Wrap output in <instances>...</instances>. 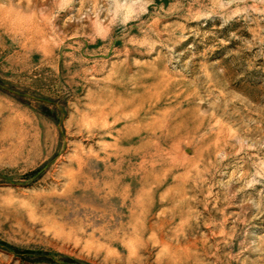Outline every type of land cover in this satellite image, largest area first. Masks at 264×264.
<instances>
[{
    "label": "rangeland",
    "instance_id": "1",
    "mask_svg": "<svg viewBox=\"0 0 264 264\" xmlns=\"http://www.w3.org/2000/svg\"><path fill=\"white\" fill-rule=\"evenodd\" d=\"M0 264H264V0H0Z\"/></svg>",
    "mask_w": 264,
    "mask_h": 264
}]
</instances>
